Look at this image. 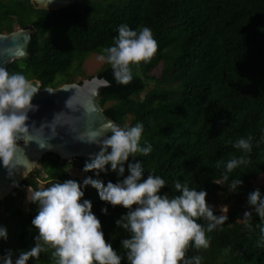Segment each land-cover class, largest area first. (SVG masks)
<instances>
[{
  "label": "trees",
  "instance_id": "obj_1",
  "mask_svg": "<svg viewBox=\"0 0 264 264\" xmlns=\"http://www.w3.org/2000/svg\"><path fill=\"white\" fill-rule=\"evenodd\" d=\"M15 24L33 27L35 33L30 56L14 60L7 70L37 79L43 87L75 82L87 57L110 46L120 25L134 30L150 27L158 41L157 52L150 61L133 66L130 83L118 84L108 64L98 73L114 84L102 93L105 112L121 126L144 125L141 146L151 144L152 151L134 159L143 163L145 177L161 176L166 181L162 192L169 196L179 194L174 188L177 180L202 188L210 205L213 194L225 190L235 178L243 180L239 189L243 193L258 188L264 194V183L257 187L253 182L264 176V0H77L58 10L38 8L31 0H0V33L16 31ZM160 63L161 75H151ZM150 84L154 87L148 91ZM110 100L115 103L106 107ZM248 136L253 138L251 152L233 147L236 140ZM240 156L248 162L228 173V182L223 181L226 162ZM87 160L76 158L73 163L83 171ZM65 161L52 153L40 160L52 184L96 178L84 171L82 178H72ZM99 178L105 183L122 179L112 171ZM52 184L41 188L32 172L15 192L26 187L43 190ZM239 197L234 193L229 198ZM84 198L92 201L105 239L124 257L121 264H129L120 241L131 234L115 225L128 210L106 204L91 186ZM5 199L0 200V209ZM104 207L107 214L101 211ZM36 214L21 208L11 215L0 212V226L8 231V239H0V253L27 250L34 244L38 230L31 221ZM241 216L240 209L230 208L229 219L206 233L209 247L190 246L186 256L198 255L202 264H264V220L253 213L246 223ZM45 247L29 264H57L54 249Z\"/></svg>",
  "mask_w": 264,
  "mask_h": 264
},
{
  "label": "clouds",
  "instance_id": "obj_2",
  "mask_svg": "<svg viewBox=\"0 0 264 264\" xmlns=\"http://www.w3.org/2000/svg\"><path fill=\"white\" fill-rule=\"evenodd\" d=\"M157 49L158 41L150 27L134 30L122 24L113 43L101 49L98 59L110 65L118 84H128L133 79V66L150 61ZM38 92L39 88L24 74L10 73L0 66V163L5 168L14 167L21 139L25 143L36 139L28 120L29 112L38 109L32 103ZM103 128L110 135L105 137L94 130L86 138L80 137L84 142L99 145V151L90 155L83 167L85 173L93 172L96 178L86 176L82 182L67 179L43 190L29 189L28 200L37 205L31 224L38 234L27 250L5 249L0 253V264H29L30 259H38L46 251L45 245L54 249L57 264H121L124 257L105 239L92 201L84 198L88 186L95 188L106 204L128 210L115 225L131 234L120 241L127 250L129 264H202V257H188L186 252L190 246L209 247L206 233L229 219L225 214L228 206H221L220 214H216L215 206L208 203L206 190H197L177 180L174 188L179 194L169 196L162 192L166 181L161 176L149 173L145 177L143 163L134 159L137 154L147 156L152 151L151 144L141 146L142 123L121 126L109 121ZM252 139L241 137L233 147L249 153ZM247 162L244 156L228 160L223 181L228 182V173ZM109 171L122 179L105 183L99 177ZM213 182L221 184L215 179ZM243 183L241 178L232 179L227 183L228 191L238 192ZM247 203L250 210L243 213L245 222L253 213L264 220V194L260 189L248 194ZM101 211L107 214L108 208ZM201 219L208 223H199ZM0 239H8L6 227L0 226ZM261 242H264V227H261Z\"/></svg>",
  "mask_w": 264,
  "mask_h": 264
},
{
  "label": "water",
  "instance_id": "obj_3",
  "mask_svg": "<svg viewBox=\"0 0 264 264\" xmlns=\"http://www.w3.org/2000/svg\"><path fill=\"white\" fill-rule=\"evenodd\" d=\"M31 1L38 8L58 10L77 0ZM34 33L33 27L0 33V66L7 68L14 60L30 56ZM32 81L39 88L32 101L38 109L29 112L28 123L36 139L18 142L20 150L13 161L14 167L8 169L0 163V200L18 188L44 155L52 153L66 161L89 159L99 151V145L84 142L80 137L86 138L94 130L106 137L110 132H105L103 126L109 121L119 124L101 106L103 91L114 84L99 74L59 87H42L41 81Z\"/></svg>",
  "mask_w": 264,
  "mask_h": 264
},
{
  "label": "rangeland",
  "instance_id": "obj_4",
  "mask_svg": "<svg viewBox=\"0 0 264 264\" xmlns=\"http://www.w3.org/2000/svg\"><path fill=\"white\" fill-rule=\"evenodd\" d=\"M80 3H83V0H80ZM18 29H20V27L17 24H15V30H18ZM98 55L99 54L94 53V54H91L89 57H87V59L83 63V72L76 75L75 82H79L80 80L89 78L92 75H97L99 71L107 65V63H104L98 59ZM162 69H163V63H160L150 71V74L155 75V76H160L162 73ZM153 87L154 85L150 84L147 90L149 91ZM144 96H145V93L142 94V98ZM114 103L115 101L110 100L107 102L106 107L111 106ZM73 161L74 160L69 161L66 167V171L69 173V175L72 178H82L84 175V172L81 169L77 168L75 164L73 163ZM43 169H44L43 165L39 162L36 168L33 170V172L36 173L37 177L40 180L41 188L45 187L46 185L52 184L50 180H47L46 173L44 172ZM253 182H254V185H256L257 187L261 186L264 183V176L260 175L256 177L253 180ZM222 184L223 186H225V183L222 182ZM29 189L34 191L32 187H26V188L19 190V192L14 191L11 194H9L6 197V199L3 201V203L1 204L0 212L7 211L11 215L12 212L20 208L28 212L37 211V205L29 202L28 200V190ZM236 193H238L240 197L234 198L232 200L229 197L234 193L229 192L228 188H226L225 190L218 191L213 194L212 205L215 206L217 214H220L219 208L224 205H227L229 209L232 207H236L240 209L242 216L246 210H250V206L247 203L248 194L243 193L240 190ZM228 212L225 214L228 215Z\"/></svg>",
  "mask_w": 264,
  "mask_h": 264
},
{
  "label": "flooded vegetation",
  "instance_id": "obj_5",
  "mask_svg": "<svg viewBox=\"0 0 264 264\" xmlns=\"http://www.w3.org/2000/svg\"><path fill=\"white\" fill-rule=\"evenodd\" d=\"M42 87H43V86H42ZM74 160H75V159H74ZM65 162H67V163H68L69 161H65Z\"/></svg>",
  "mask_w": 264,
  "mask_h": 264
}]
</instances>
